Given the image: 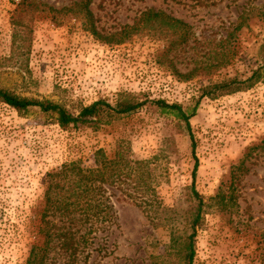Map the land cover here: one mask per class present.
Masks as SVG:
<instances>
[{"label": "rangeland", "instance_id": "1", "mask_svg": "<svg viewBox=\"0 0 264 264\" xmlns=\"http://www.w3.org/2000/svg\"><path fill=\"white\" fill-rule=\"evenodd\" d=\"M31 1L39 7L27 16L32 32L22 55L10 47L15 6L0 0V88L73 114L98 100L113 104L119 93L183 109L199 101L189 121L195 158L185 128L176 131L171 119L146 107L97 130L66 132L38 109L20 116L0 104V264H27L34 245L45 251L43 264H184L177 250L191 233L183 215L192 182L204 200L225 198L224 206L212 202L196 229L193 264H264V84L199 98L203 87L244 79L258 67L264 18L256 14L264 0H89L102 37L131 26L147 10L183 21L189 42L171 51L164 40L146 36L104 43L87 20L62 11L79 0ZM243 12L247 25L235 30ZM220 51L226 66L189 81L176 76L175 70L186 74L195 63L213 62ZM118 146L133 160L158 158V184L149 192L154 205L143 211L132 203L114 204L115 224L91 244L78 240L83 228L72 229L78 230L74 251L64 245L61 218H42L46 175L71 160L89 165L84 161L97 149L111 159ZM104 188L112 196L114 190Z\"/></svg>", "mask_w": 264, "mask_h": 264}, {"label": "trees", "instance_id": "2", "mask_svg": "<svg viewBox=\"0 0 264 264\" xmlns=\"http://www.w3.org/2000/svg\"><path fill=\"white\" fill-rule=\"evenodd\" d=\"M15 9L10 16V47L13 51L24 55L28 49L29 35L32 29L30 23L33 11L39 7L31 0H10ZM89 0H79L70 7L62 9L65 14L72 13L76 17L83 18L89 23V30L96 38L107 44H120L135 37L146 36L151 39L164 40L168 43V51L187 45L191 37L189 26L181 20L175 19L163 12L147 10L141 13L139 19L131 26L125 25L121 30L110 37H102L94 28L93 15L89 11ZM55 15L59 12L51 9ZM30 15V17H27ZM264 18V10L256 14ZM245 12L239 17L235 30H241L247 25ZM228 40V39H227ZM174 49V50H175ZM259 64L250 75L244 79H229L219 83H213L201 89L199 98L209 97L216 99L229 96L238 92L251 89L256 84H264V39L259 47ZM211 63H195V67L186 74L174 71L176 76L183 81H189L200 74L208 75L212 70H217L228 64L223 51L216 53ZM197 101L192 108L183 109L177 104H167L165 101H140L133 94L119 93L113 104L98 100L87 106H82L76 114L69 112L63 106L51 101H39L22 98L0 88V104L6 105L18 115H26L31 109H38L41 114L53 118L55 124L62 131H78L82 128L97 130L102 126H108L116 117L130 116L139 113L144 107L153 112L171 119L176 131L185 128L191 145V154L195 158V144L190 131V119L195 115L198 106ZM109 159L103 149L93 152L90 159L71 160L63 163L59 170L46 175V191L44 199V211L42 218L57 217L66 225V241L64 245L72 248L75 244L74 228H83V234L78 240L85 244H91L96 234H104L107 226L114 225L116 214L114 204L132 203L137 208L145 211L154 205L155 199L149 192L157 186L156 170L158 158L153 156L145 160H133L126 148H119ZM197 160L195 159L192 176H195ZM104 186L111 187L112 196L107 195ZM188 208L184 211L185 225L189 226L191 233L181 239V246L177 250L184 264H193L195 257L196 229L201 228L204 222V214L209 211L212 202L218 206H224L222 195L204 200L195 190L194 182L189 189ZM231 201V199H230ZM171 220L166 223L171 226ZM44 229H42L43 232ZM45 236H49L46 231ZM44 249L34 245L31 248L27 264H43Z\"/></svg>", "mask_w": 264, "mask_h": 264}]
</instances>
